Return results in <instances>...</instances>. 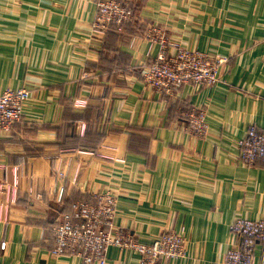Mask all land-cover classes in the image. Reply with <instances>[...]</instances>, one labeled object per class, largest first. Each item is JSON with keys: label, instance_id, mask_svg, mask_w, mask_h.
<instances>
[{"label": "crops", "instance_id": "1", "mask_svg": "<svg viewBox=\"0 0 264 264\" xmlns=\"http://www.w3.org/2000/svg\"><path fill=\"white\" fill-rule=\"evenodd\" d=\"M128 1L141 25L229 55L223 79L166 97L140 73L157 43L123 26L105 44L97 0H0V90L33 91L24 119L0 135V264H84L51 252L52 224L103 189L117 194V226L141 241L185 234V256L168 264H227L234 217L264 216V160L244 162L238 142L251 124L264 130V0ZM101 56L116 59L110 77ZM179 100L205 106L207 135L190 130ZM109 264L140 256L111 246Z\"/></svg>", "mask_w": 264, "mask_h": 264}, {"label": "built area", "instance_id": "2", "mask_svg": "<svg viewBox=\"0 0 264 264\" xmlns=\"http://www.w3.org/2000/svg\"><path fill=\"white\" fill-rule=\"evenodd\" d=\"M127 21L145 23L137 17L128 0H97L93 25L96 32L103 34L112 24L123 26ZM145 25L147 27L141 34L158 45L154 56L140 71L147 87L166 97H181L182 89L187 85L198 88L222 81L221 70L230 61L229 55L188 47L171 38L157 23ZM32 98L33 91L25 85L0 90V135L14 131L15 122L24 119L26 105ZM85 104V100L75 101L76 106ZM181 113L191 131L203 136L208 134L210 124L205 106L192 104ZM238 142L239 157L244 162L254 165L264 160V130L256 124H251ZM62 196L59 195L58 199L61 200ZM92 198L76 200L70 210L60 213L53 225V254L80 256L84 264H109L111 246L134 250L140 256V264H168L170 260L185 256L187 239L183 232L167 229L151 242L141 241L131 231L117 226L115 191H93ZM230 230L235 241L224 254L225 262L264 264V256L257 262L258 253L264 246V216L251 218L239 214L231 221Z\"/></svg>", "mask_w": 264, "mask_h": 264}, {"label": "trees", "instance_id": "3", "mask_svg": "<svg viewBox=\"0 0 264 264\" xmlns=\"http://www.w3.org/2000/svg\"><path fill=\"white\" fill-rule=\"evenodd\" d=\"M133 22L134 21H127V22H125L124 24H123V26L124 27H130V28H133L134 29V27H138L137 29H138V31L140 32V34H141V32H143L144 30H145V28L147 27V25H139L137 22H134V24H133ZM137 23V24H136ZM115 25V26H114ZM132 26V27H131ZM116 27H122V26H118V24H112L111 25V27L109 28V31H108V34H107V36H106V39H105V44L106 43H114L115 42V40H111V39H113V36H117V34H116V32H115V29H116ZM122 55H124V54H122ZM121 57L122 56H120L119 57V60H121ZM115 60L116 59H113V60H108V59H105L103 56H101V62H100V64H99V67H103V74L105 75L106 74V72H107V76H103L104 78L105 77H108L109 76V74H111V64H115L114 62H115ZM111 63V64H110ZM110 66V67H109ZM110 77V76H109ZM180 102V105H182V109H186V110H188L189 108H190V104H186L185 103V101H183V100H179ZM186 104H184V103ZM179 105V106H180ZM173 110H175L174 109V107H173ZM175 114V113H174ZM177 115H179V114H177ZM80 148H83V149H91V148H93V147H95L94 145H90V142H88V143H83V144H81L80 146H79ZM62 197H64V193H63V196ZM63 199V198H62ZM61 199V200H62ZM63 209V208H62ZM71 209V208H70ZM69 209V210H70ZM65 211H68V210H62L61 211V213L62 212H65ZM56 218H58V217H56ZM54 219V221H53V224H52V232H53V239H54V245H55V237H54V231H53V225L55 224V222H56V220L57 219ZM54 245H53V247H54Z\"/></svg>", "mask_w": 264, "mask_h": 264}, {"label": "rangeland", "instance_id": "4", "mask_svg": "<svg viewBox=\"0 0 264 264\" xmlns=\"http://www.w3.org/2000/svg\"><path fill=\"white\" fill-rule=\"evenodd\" d=\"M131 3H132V6H133V10H134V12H136L137 9L139 8V7H138L139 4H138L137 2L134 3V2H132V1H131ZM137 7H138V8H137ZM114 26H115V25H114ZM122 28H124V27L122 26ZM122 28H121V27H116V30H119V29H122ZM127 28H128V27H127ZM127 28H126V29H127ZM28 88H29V87H28Z\"/></svg>", "mask_w": 264, "mask_h": 264}]
</instances>
